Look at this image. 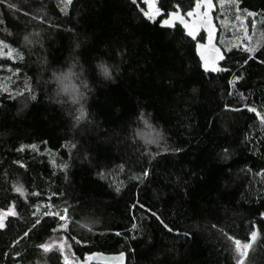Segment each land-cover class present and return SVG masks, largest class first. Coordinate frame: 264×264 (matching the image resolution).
Wrapping results in <instances>:
<instances>
[{"label": "trees", "instance_id": "1", "mask_svg": "<svg viewBox=\"0 0 264 264\" xmlns=\"http://www.w3.org/2000/svg\"><path fill=\"white\" fill-rule=\"evenodd\" d=\"M195 2L157 5L164 18ZM215 3L226 54L216 74L180 26L144 17L142 0H0V41L16 57L0 59L12 75L0 93V264H86L92 253L87 264L114 254L121 264H238L230 237L248 243L252 231L243 264H264V124L248 111L264 114V0ZM244 9L260 21L247 18L243 43L257 49L247 64L221 22L242 25ZM25 85L36 101L10 98ZM141 113L160 131L154 143L138 136ZM65 208L67 220L45 215Z\"/></svg>", "mask_w": 264, "mask_h": 264}, {"label": "snow or ice", "instance_id": "2", "mask_svg": "<svg viewBox=\"0 0 264 264\" xmlns=\"http://www.w3.org/2000/svg\"><path fill=\"white\" fill-rule=\"evenodd\" d=\"M142 2L144 5L147 6L146 9H141V11L143 12V16L146 17L147 20L152 21L154 16L159 15V16H161L162 25L168 26V27L175 26L176 21H178L179 24L183 25V27L185 29H187V36L191 37L193 40H196L197 31L199 28L206 29L208 43L207 44H198L197 45V51L199 52L200 60L203 62V68L205 69V71L216 72L218 70V68H217L218 61H223L225 59V54L221 52V49L218 48L215 43H213L214 26L212 23V18L210 17V11L214 8L213 0H196L194 9L187 12V16L193 17V20L191 22H189L182 15H180L178 11H172L170 13H167L168 18H163V16H164L163 10L161 9V7H159L156 4V0H142ZM221 2H222V0H221ZM232 2L235 3V0H232ZM67 3L71 4L72 0H67ZM131 3L133 5H136L137 0H131ZM10 7H11V5H10ZM201 8L205 9V11H200ZM237 11H241V10L238 9ZM242 11L244 13H246V15L244 17V21L242 22L243 35L241 38V43L239 45H237V47L240 51H243V52L249 54L247 56V58L244 60V63L247 64L249 59L254 58L253 54L257 50L256 48L250 47L248 44L243 43L244 39H247L248 41L251 40V36L248 35V29L246 26L247 25V18H249V17L252 18L251 23H252L253 27H255V25L257 23H259L260 21H258L256 19L257 13H255L253 11H249L247 9H244ZM235 19L237 21H241L240 15H237ZM24 39L27 41L28 37L25 36ZM201 39H203V36H201ZM4 46H5L4 41H0V49H2ZM8 47H9V52L5 54L2 51H0V56L7 55L8 59L14 60L16 57H14L11 54L10 46H8ZM229 51H231V49H229ZM19 58L22 60L23 56H20ZM260 62L264 63V60H262ZM101 67L103 69L105 77L108 79H111L112 74L109 72L108 68L104 65H101ZM7 71L13 72V69L11 67H8ZM18 73H19V68H16L15 72H13V75H16ZM4 90L7 91V89H4ZM25 92L28 93V97H27L28 99H30L31 101L37 100V96H36L35 92L30 87H28L27 85H25L23 90L16 92L15 95L10 94V98L14 99L15 96H23L25 94ZM74 99H76V98L74 97ZM248 111L255 113L256 117H258L259 120L261 121V123L264 124V114H262L260 111H258L256 107H248ZM85 116H86V113H85L83 107H81L80 115L76 117L77 123H79L80 120L84 119ZM140 119L144 120V122L146 124L148 123V121L145 119L143 113H141ZM72 147H75V145H72ZM175 151H180V149H176ZM224 151L227 152L228 150L224 149ZM21 166H23V165H21ZM100 175H103V173H100ZM148 175H149V172L147 169H145L141 174L142 177H147ZM141 176H137L136 179H140ZM116 190L119 191L120 189L117 188ZM50 199L51 198L49 197V200ZM137 203H139V202H137ZM133 207H136V205H133ZM139 207L143 209V208H145V205L139 204ZM67 211H68V209L65 208L63 210L64 214H61L59 212H56V213L45 212V215L46 216L51 215V216H54L55 218H57L61 221H64V220L68 219ZM146 211L150 212L151 215L153 217H155L159 221V223L163 226V228L166 229L169 233L176 231L175 229L170 227L167 223H165L164 220L161 219V217L156 212L152 211L150 208L146 209ZM39 224H41V220L36 219L32 227H35L36 225H39ZM4 227H5V225H4L3 221L0 220V228H4ZM116 234L120 235V233H116ZM177 234H179V233H177ZM27 235H28V232L26 231L24 233V236H27ZM184 235H188V233H184ZM257 235H258V233L256 231H252L250 233L249 242L243 243V244L239 239H235L233 237H230V239H232L234 242L236 251L239 253L240 258L238 260V264H243V259L246 256V250L251 246V243L255 241ZM38 247L43 249L45 252L50 251V248L47 244H40ZM17 255H19V253H17ZM98 255H99L98 253L87 254L85 257L86 264H87V261H90L93 256H98ZM122 255L123 254H121V256ZM65 264H67V258L66 257H65Z\"/></svg>", "mask_w": 264, "mask_h": 264}, {"label": "rangeland", "instance_id": "3", "mask_svg": "<svg viewBox=\"0 0 264 264\" xmlns=\"http://www.w3.org/2000/svg\"><path fill=\"white\" fill-rule=\"evenodd\" d=\"M64 1L67 3V0H64ZM156 4H157V0H156ZM146 8H147V6H146ZM158 17H159V15L154 16L153 20L158 18ZM243 21H244V18L241 17V23ZM221 22H222V28L225 30V33L223 34V37L229 39L230 43L240 44L241 43V38H242V35H243V27H242V25L238 26V25L232 24V23H230L228 21V19H222ZM238 32L240 33V35H237ZM250 41H248V42L250 43ZM255 47H256V45H255ZM226 48H227V46H226ZM0 51H2L3 53L6 54V53L9 52V48H7L6 45H5L2 49H0ZM11 54L14 56V50L13 49H11ZM1 58H8V57H7V55H4V56H0V59ZM1 70L2 69L0 68V93H3V92L4 93L5 92L9 93L11 91V85H12L11 78H12V75L2 73ZM4 89H7V91H5ZM138 134H139L138 136H140L143 140H147V141H150V142L152 141V143H154V142L157 141V138H159L160 131H156L152 127H149L148 123L147 124L144 123L142 129L138 132ZM17 191L20 192L22 195H24V192L21 189L17 188ZM68 227H69L68 226V221H65V224H64L62 229L66 230ZM61 236L63 237L64 235H61ZM234 247H235V245H234ZM73 259L74 258H72V259L69 258L67 260V264H73V261H74Z\"/></svg>", "mask_w": 264, "mask_h": 264}, {"label": "water", "instance_id": "4", "mask_svg": "<svg viewBox=\"0 0 264 264\" xmlns=\"http://www.w3.org/2000/svg\"><path fill=\"white\" fill-rule=\"evenodd\" d=\"M213 3H214V8L210 11V17L212 18V23H213V26H214V38H213V43H215L216 46H217L218 48L221 49V52L225 54L224 50L221 48V46H220V45L218 44V42H217V41H218V34H219V27H218V25H217V23H216V21H215V16H214V13H215V11H216V9H217V7H216V3H215V0H213ZM194 7H195V6H194ZM194 7H193V9H194ZM193 9H191V10H193ZM176 11H178L179 14L182 15V16H183L186 20H188L189 22H191V21L193 20V17H189V16H187V13L184 14L180 9H178V10H176ZM200 11H205V9L201 8ZM164 18H168V17L166 16V17H164ZM159 25H160V27L165 28V29H175L176 26H180V27L185 31V34H186V36H187V29H185V28L183 27V25L179 24L178 21H176L175 26H173V27L163 26L162 23H161V20H160V22H159ZM201 33H204V34H205V40H204V41H198V40H197L198 37H199V35H200ZM187 37H188V36H187ZM188 38L192 39L191 37H188ZM192 40H193V39H192ZM194 41H196V54H197V56H198V58H199V60H200L199 52L197 51V45H198V44H207V43H208V40H207V31H206V29H204V28H199L198 31H197V38H196V40H194ZM225 60H226V54H225V59H224L223 61H218V64H217V68H218V70H217L216 72L205 71V69L203 68V62H202L201 60H200V62H201V67H202V69H203L204 72H206V73H214V74H216V73H218L220 70H225V68L222 67V64L225 62ZM124 256H125L124 254H123L122 256H121V254H114V255H107V256L104 255V256L100 257L101 259H100V258H97V260H98L100 263H102V264H121V262L124 260Z\"/></svg>", "mask_w": 264, "mask_h": 264}]
</instances>
